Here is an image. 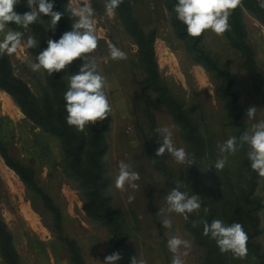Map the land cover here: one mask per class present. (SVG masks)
I'll return each mask as SVG.
<instances>
[{
	"label": "rangeland",
	"instance_id": "374dc122",
	"mask_svg": "<svg viewBox=\"0 0 264 264\" xmlns=\"http://www.w3.org/2000/svg\"><path fill=\"white\" fill-rule=\"evenodd\" d=\"M129 2L140 27L146 32H156L160 79L180 101L195 134L204 141L206 195L218 219L224 226H230L235 222L233 201L245 173V154L238 139L240 126L235 123L232 100L236 96L244 105L240 121L245 133L252 135L253 126L264 121V96L254 90L256 84L264 86V23L242 7L247 40L255 52L260 76L256 79L248 73L244 57L230 44L225 33L218 36L206 30L201 35L204 50L233 76L232 86L227 89V78L201 62L177 34L172 0ZM259 2L264 3V0ZM46 3L52 4V0ZM110 3L109 0H64L62 7L69 27L75 32L86 31L74 27L81 21L79 13L84 12L98 40L97 49L82 54L79 59L96 66L103 78L101 91L107 95L111 107L106 116L108 128L104 132L103 162L108 178L104 215L93 210L94 201L71 172L70 156L58 133L47 121L27 114L19 97L6 84V87L0 85V217L12 235L22 264H97V261L103 264L106 256L115 253V220L121 224L126 237L124 246L132 249L136 264L142 261L144 264H172L173 258L179 259L181 264H204L206 247L189 231L188 217L184 219L183 215L170 211L167 201L173 189L184 193L186 199L195 195L189 163L192 147L185 139L187 129L177 123L170 108L157 101L147 84L138 46L118 9L109 15ZM14 10L19 14L38 11V0L32 8L27 6V0H17ZM58 25L59 22L52 25L51 15L43 14L27 27L9 23L0 31V43L5 41L8 32L21 34L14 52L3 50L11 76L28 87L37 109L52 110L54 117L62 109L67 119L64 93L71 76L78 72L71 64L62 70H53L50 75L43 68L32 70L33 65L39 64V54L48 48V41L60 40ZM29 37L35 41L33 47H28ZM12 43L9 42V48ZM111 45L124 51L127 59L112 60ZM252 108L255 114L249 117ZM56 121L62 125L59 118ZM94 125L86 124L84 132H78L75 126L70 128L78 136L90 138ZM165 126L173 132L174 147H183L187 157L179 164L166 149L163 170L150 161L147 143L155 154L157 139L161 146L166 135L156 129ZM229 137H235V153L221 151ZM225 157L224 169L217 170L216 161ZM155 158L159 160L156 155ZM121 160L129 165L128 171L140 174L139 180L131 182L138 188L133 189L127 183L124 191L115 187ZM15 164L33 170L39 191L21 177L13 167ZM257 183L255 195L261 201V208L258 211L260 234L255 241L264 252V177L259 176ZM128 196L135 199L129 202ZM50 202L60 211L61 233L56 228V213ZM193 212L200 216L199 210ZM165 221H170L171 227H165ZM173 237L186 242L175 253L168 248V241ZM66 238L74 243V250ZM225 258V264H262L248 247L244 258L235 257L231 250ZM0 264H8L1 244ZM115 264H119V260Z\"/></svg>",
	"mask_w": 264,
	"mask_h": 264
},
{
	"label": "trees",
	"instance_id": "16d2710c",
	"mask_svg": "<svg viewBox=\"0 0 264 264\" xmlns=\"http://www.w3.org/2000/svg\"><path fill=\"white\" fill-rule=\"evenodd\" d=\"M109 1L111 2V0ZM177 3L178 0H172L173 9ZM52 4L54 12H60L62 14L61 19L58 21L59 25L57 30L59 38L61 39L66 32L74 31L69 27L68 18L62 12L64 0H52ZM242 7L249 10L264 23V8L260 7L259 0H241V3L234 10H231L228 19L230 27L229 30L225 32V35L230 44L241 52L248 73L252 78L256 79L260 76L255 59V52L247 40ZM116 8L138 46V53L146 73L147 84L156 94L157 101L170 108L177 123L187 129L185 139L192 147L190 159L193 174L192 187L194 194L199 198L198 202L200 203V208L198 209L200 212L199 217H197L194 212L186 213L188 217L187 227L195 240L206 247L207 252L204 264H225L227 252H220L216 240L211 236V232H209L207 236L203 235L204 222L206 221L210 225L213 220L218 219L216 209H214L212 201L209 200L206 195L205 178L203 174V160L205 155L204 141L195 134L194 128L186 117L180 101L170 92L168 86L160 79L155 51L156 32L154 30L146 32L140 27L132 12L129 0H123V3ZM174 25L177 34L185 41L188 49L196 53L197 58L208 68L214 69L227 78V89H229L233 82L232 74L229 70L220 67L212 56L204 50L201 45L202 36L198 38L189 37L186 31V25L177 19L176 13L174 16ZM85 63L94 66V74L99 75L98 69L95 65L90 62H83L79 58L74 60L71 63V66L79 73L80 68ZM6 84L8 85L9 90L19 97L23 109L27 114L32 115L39 120L47 121L52 129L58 133L62 140L63 147L70 156L71 172L81 182L82 187L87 190V196L94 201L92 206L93 210L100 215H104L103 208L108 203V197L106 196L108 178L105 174V164L103 162V156L106 152L104 132L108 128L107 117L102 121L98 120L94 123L95 125L91 131L90 138H82L78 136L73 130H71L69 125L67 126L65 111L63 113L62 109H59L57 115L54 117L52 110L50 112H42L35 107L28 87L11 76L8 58L2 51L0 52V85L6 87ZM254 90L264 96L263 85H254ZM232 107L235 111V123L240 126L238 139L241 141L242 149L245 154L243 162L245 169L244 179L242 180L237 195L233 201V212L235 214L234 220L243 225L244 230L248 235L246 247L252 250L253 257L257 258L259 262L264 264V252L262 251L261 245L255 241V238L260 234V219L258 211L261 208V201L255 195L259 175L252 170V161L248 158V153L252 151V148L250 144L241 139L245 134L244 124L240 121L244 113V105L240 104L238 98L235 96L232 100ZM58 118L61 120L62 125L57 123L56 119ZM158 147L160 146L159 140L157 139L154 149L157 150ZM147 154L151 162L153 160L156 161V163H152L157 168L159 167V169L165 170L166 165L164 162V154L162 157H159V160H156L149 142L147 143ZM13 167L21 177L32 186V188L39 191L33 170L21 164H15ZM50 205L55 210V225L58 232L61 233L62 225L60 211L55 208L51 202ZM205 209H207V211H205ZM114 222L117 233V238L114 242V251L115 253H120L122 257L119 260V264H133L134 254L131 248L124 246L126 237L121 224L118 220H115ZM65 240L68 242L71 249L74 250V243L67 238ZM0 244L1 250L6 257L8 264H22L20 261V255L13 242L12 235L1 217Z\"/></svg>",
	"mask_w": 264,
	"mask_h": 264
},
{
	"label": "clouds",
	"instance_id": "9594fccd",
	"mask_svg": "<svg viewBox=\"0 0 264 264\" xmlns=\"http://www.w3.org/2000/svg\"><path fill=\"white\" fill-rule=\"evenodd\" d=\"M36 3L37 0H27L29 8H32ZM121 3H123V0H111L108 7L110 16L113 14V10ZM240 3L241 0H178V3L174 6V11L177 14V19L186 25L189 37L198 38L206 30H211L216 35L223 36L230 27L228 19L231 10H234ZM16 5L17 0H0V31H3L9 23L27 27L37 20L39 14L51 15L53 26L61 19L62 14L53 12V4L46 3V0H38V11L33 10L23 14H19L14 10ZM260 7L264 8V3L260 2ZM79 14L81 15V21L74 27L77 29L84 28L86 31L82 33L75 31L66 32L58 42L49 40L48 48L38 56L39 64L32 66L33 71L43 68L50 75L53 70H62L66 65L80 58L82 54L91 53L97 49L98 40L93 34L94 28L91 21L85 16L84 12ZM88 15H91L90 10ZM20 35L18 32H8L5 41L0 43V52L5 49L8 52H14L19 43L18 37ZM9 42H14L11 48H9ZM34 45V39L29 37L28 47H33ZM110 55L112 60L127 59V54L115 45H111ZM94 72L95 67L85 63L78 74L71 76L68 90L64 93L65 108L68 113L67 124L75 126L78 132H84L86 124L104 120L111 112L108 97L101 91L103 78L94 74ZM254 114L255 109H250L248 112L249 117L254 116ZM253 127V134L248 135L245 133L241 139L250 144L252 148V151L248 153V158L252 161V170L257 172L259 176L264 177V121ZM156 130H162L166 135L163 138L162 145L157 148L155 155L162 157L167 149L177 163L183 164L186 160L187 152L183 147H174L172 130L167 126ZM236 150L235 137H229L221 148V151L231 153H235ZM152 162L156 163L155 160ZM226 164L227 158L225 157L216 161L215 167L217 170H222ZM128 167L129 165H126L123 160L118 164L119 173L114 181L118 190L124 191L126 183L133 189L138 188V185L131 182L139 180L140 174L135 171H128ZM134 199V196H128L129 202ZM198 200L199 198L195 195L186 199V195L177 189H173L167 197L170 205L169 210L183 215L184 219H187L186 213H191L200 208ZM164 225L165 227H171V222L165 221ZM209 232H211L212 238L216 240L221 253L231 250L237 258L246 256L248 235L241 223L234 222L230 226H224L219 219L213 220L210 225L205 221L203 235L207 236ZM185 243V241L173 237L168 241V248L175 253L179 246ZM121 258L120 253H113L105 257L103 264H115ZM97 264H100V262L97 261ZM133 264H136L135 259ZM141 264H144V262L142 261ZM172 264H181V262L179 259L173 258Z\"/></svg>",
	"mask_w": 264,
	"mask_h": 264
},
{
	"label": "bare ground",
	"instance_id": "6f19581e",
	"mask_svg": "<svg viewBox=\"0 0 264 264\" xmlns=\"http://www.w3.org/2000/svg\"><path fill=\"white\" fill-rule=\"evenodd\" d=\"M34 223V221H32Z\"/></svg>",
	"mask_w": 264,
	"mask_h": 264
}]
</instances>
